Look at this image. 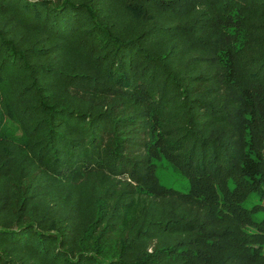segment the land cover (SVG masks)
<instances>
[{"label": "trees", "instance_id": "obj_1", "mask_svg": "<svg viewBox=\"0 0 264 264\" xmlns=\"http://www.w3.org/2000/svg\"><path fill=\"white\" fill-rule=\"evenodd\" d=\"M250 194L264 0H0V264H264Z\"/></svg>", "mask_w": 264, "mask_h": 264}, {"label": "rangeland", "instance_id": "obj_2", "mask_svg": "<svg viewBox=\"0 0 264 264\" xmlns=\"http://www.w3.org/2000/svg\"><path fill=\"white\" fill-rule=\"evenodd\" d=\"M155 163V174L161 185L183 193H188L191 190V178L184 174L176 164L169 161L165 156L157 158ZM261 203L260 199L254 194H250L243 202V206L252 211V218L257 222L264 220V210L257 209L253 211V209ZM247 229L256 231L254 226H247Z\"/></svg>", "mask_w": 264, "mask_h": 264}]
</instances>
